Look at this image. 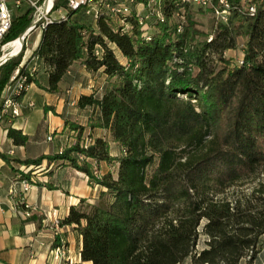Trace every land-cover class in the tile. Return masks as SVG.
Wrapping results in <instances>:
<instances>
[{
    "label": "trees",
    "instance_id": "1",
    "mask_svg": "<svg viewBox=\"0 0 264 264\" xmlns=\"http://www.w3.org/2000/svg\"><path fill=\"white\" fill-rule=\"evenodd\" d=\"M160 1L164 21H150V40L142 37L133 13L104 12L95 28L82 23V16L74 19L84 10L37 25L42 37L32 58L47 67L48 92L56 93L78 62L106 76L102 98L83 96L78 106L98 110L88 127L106 130L108 137L84 148V128L67 122L77 133L74 145L20 164L61 161L102 188L96 203L82 200L61 222L75 226L82 238L83 262L254 264L264 250V180L249 195L222 196L264 168V0H246L244 6L242 0H229L228 22L215 21L212 40L199 37L195 5ZM250 6L256 8L253 16L246 12ZM60 7L66 8L67 0H55L54 10ZM33 13L13 19L2 45L16 42L32 26ZM182 13L186 24L178 33L176 15ZM240 40L243 64L233 65L224 56ZM97 46L102 57L95 55ZM25 51L24 45L18 57L0 67V111L16 71L27 87L34 83L44 89L28 72L29 61L22 66ZM216 57L221 65L213 67ZM8 136L16 146L29 140L15 129ZM112 143L121 148L119 156L112 155ZM102 163L116 164V176L96 175ZM22 179L29 182L30 174Z\"/></svg>",
    "mask_w": 264,
    "mask_h": 264
},
{
    "label": "crops",
    "instance_id": "2",
    "mask_svg": "<svg viewBox=\"0 0 264 264\" xmlns=\"http://www.w3.org/2000/svg\"><path fill=\"white\" fill-rule=\"evenodd\" d=\"M8 7L13 19L32 10L27 3L17 8L14 0L8 1ZM59 9L54 10L52 19H59ZM15 10L19 12L15 13ZM145 13L146 9L142 6L133 8L134 15ZM41 37L42 30H39L30 45L26 40L28 48L22 66L29 61L28 72L38 79L44 89L34 83L28 87L19 101L18 117L0 111V264H92L82 261V238L75 226L57 229L52 221L58 218L62 222L69 216L71 208L78 206L82 200L96 203L102 188L92 184L86 174L61 161H44L40 166L29 167L20 162L56 155L74 145L77 136L66 126L67 122L84 128V141L108 137V131L88 127L90 119L98 115V110L78 106L83 96L102 98L107 79L101 71L92 74L78 62L72 65L59 84V90L48 92L47 67L38 58H32ZM10 129L22 131L28 136V143L16 146L8 136ZM111 152L113 156H119L121 148L112 143ZM104 166L108 165H99L101 169ZM108 172L107 169L103 174ZM24 174H30L27 191L26 181L22 179ZM20 200L26 202L29 208L19 205ZM62 242L66 245L65 256L56 259L55 249Z\"/></svg>",
    "mask_w": 264,
    "mask_h": 264
},
{
    "label": "built area",
    "instance_id": "3",
    "mask_svg": "<svg viewBox=\"0 0 264 264\" xmlns=\"http://www.w3.org/2000/svg\"><path fill=\"white\" fill-rule=\"evenodd\" d=\"M8 1L10 0H0V50L5 52L9 50L11 43L2 45V41L5 39L6 35L12 28L13 16L10 8L8 7ZM15 6L18 8L23 3H27L30 8L34 11L35 16L37 17L36 22H41L47 24L51 22V15L54 12V3L55 0H14ZM184 3H189L203 9H212L215 18L218 22L227 23L230 15V6L231 3L229 0H182ZM246 0H242L241 6L245 5ZM142 6L146 9V13L137 16L139 26L142 31V37L146 40L151 39V30L152 23L150 21H164V16L161 12V1L160 0H148L147 5L143 3H138L137 0H67V7L59 9V19H66L69 11L84 10L87 15H92L95 20H98L102 13H112L114 15H121L123 17L131 16L133 13V8ZM246 12L253 16L256 13V8L250 6L246 8ZM177 19V32L182 33L186 19L184 14L176 15ZM124 24V21H122ZM155 24V23H154ZM129 27L127 26V29ZM42 30V28H41ZM212 40V38H210ZM7 54H4V57ZM95 55L97 57H102L103 49L100 46L96 47ZM0 58V60L2 59ZM6 61L3 63L5 64ZM2 64V65H3ZM240 64H243V60L240 61ZM1 65V66H2ZM18 77V78H17ZM13 83L6 87L4 91V102H3V113H10L12 116L18 117L20 115L18 105L19 101L17 98L21 95L22 91H28L26 86V79L24 77H19V71H16L15 77L13 78ZM33 107L32 104H30ZM51 140V138L49 139ZM90 141H85L81 143V146L88 148ZM63 152V150L61 151ZM26 191L30 188V184L26 181L24 182ZM19 205L23 206L25 209H28L29 206L23 200L18 202ZM52 224L55 228L61 227V221L58 218H55L52 221ZM56 259H60L65 256L66 245L64 242L61 243L55 249Z\"/></svg>",
    "mask_w": 264,
    "mask_h": 264
},
{
    "label": "rangeland",
    "instance_id": "4",
    "mask_svg": "<svg viewBox=\"0 0 264 264\" xmlns=\"http://www.w3.org/2000/svg\"><path fill=\"white\" fill-rule=\"evenodd\" d=\"M192 10L196 13L195 16V21H196V27L197 29L202 33L200 37L201 40L206 39V38H211V33L214 30V26H215V21H217V19L213 16V14L211 13V11L209 9H200L197 6H192L191 7ZM19 12V10H15V13ZM79 16H82V18H80V21L88 26H90L91 28H95L97 27V21L95 20V18L92 15H87L85 12H80ZM78 16V17H79ZM32 19H33V23L36 22L38 19L35 16V13L32 14ZM116 19V18H115ZM44 20H42L41 22H43ZM40 22V23H41ZM39 30H41V27L35 29L33 31V33H31L28 37H27V42L30 43L36 38L37 36V32H39ZM87 36V34H86ZM243 40H240V44L239 47L236 50H232V51H228L225 53V58L229 61L232 62L233 65H238V63H240L241 60H243ZM14 46V44L9 47V50L2 52V56L8 52L11 51L12 47ZM26 50L28 48L27 44H25ZM109 47L114 49V46L109 44ZM117 54V57L119 58V60L122 63H126V61L123 59L121 53L118 51V49L114 50ZM26 52V51H25ZM1 56V57H2ZM25 56V53H24ZM0 57V58H1ZM218 57H216V60L212 63L213 67H218L221 64L218 62ZM75 135L77 136V133H75ZM82 141H84V139L82 138ZM88 141V140H87ZM117 165L113 164V165H108V166H104L103 169H101L99 167L98 170L95 171V174L98 176H101L103 173H105L108 169L109 172H111L114 176H116L117 173ZM104 170V171H103ZM264 180V168L261 169L259 175L255 178H251V179H247V180H242L237 182L236 184H234L228 191L227 193L222 196V197H226L230 200L234 199V197H236L237 195H249L252 193V191L259 185V183L261 181ZM201 244H200V248H202V244L205 241L204 237L201 236ZM254 264H264V250L262 253H260L255 261Z\"/></svg>",
    "mask_w": 264,
    "mask_h": 264
},
{
    "label": "water",
    "instance_id": "5",
    "mask_svg": "<svg viewBox=\"0 0 264 264\" xmlns=\"http://www.w3.org/2000/svg\"><path fill=\"white\" fill-rule=\"evenodd\" d=\"M38 24H39V22H34L32 24V26L21 37H19V39H17V40L22 42L21 50L19 51V53L17 55H9V54H7L4 57H2V59L0 60V67L5 61L7 62V61H9L11 59H14V58L18 57L21 54V52H22V50L24 48L25 42L27 40V36L37 27Z\"/></svg>",
    "mask_w": 264,
    "mask_h": 264
},
{
    "label": "bare ground",
    "instance_id": "6",
    "mask_svg": "<svg viewBox=\"0 0 264 264\" xmlns=\"http://www.w3.org/2000/svg\"><path fill=\"white\" fill-rule=\"evenodd\" d=\"M21 47H22V42L19 41V40H16V42H14V46L12 47L11 51L8 52V53H6V54H9V55H13V54L14 55H17L19 53V51L21 50Z\"/></svg>",
    "mask_w": 264,
    "mask_h": 264
}]
</instances>
